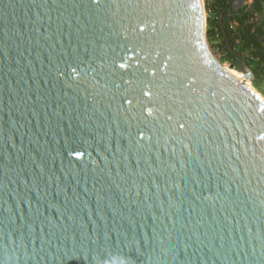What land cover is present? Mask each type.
I'll return each instance as SVG.
<instances>
[{"label": "water", "instance_id": "water-1", "mask_svg": "<svg viewBox=\"0 0 264 264\" xmlns=\"http://www.w3.org/2000/svg\"><path fill=\"white\" fill-rule=\"evenodd\" d=\"M0 264H264V101L204 0H0Z\"/></svg>", "mask_w": 264, "mask_h": 264}, {"label": "trees", "instance_id": "trees-1", "mask_svg": "<svg viewBox=\"0 0 264 264\" xmlns=\"http://www.w3.org/2000/svg\"><path fill=\"white\" fill-rule=\"evenodd\" d=\"M263 1L264 0H253L249 10L243 9L239 11L232 10L228 0H218L212 5H206L207 11L214 14L208 18L210 26L207 32L208 38H220V46L224 48L226 56L233 60L235 66L238 67L236 58L230 53L226 46L222 35L223 28L234 49L236 50V48L240 46L237 51L242 54L248 64L250 61L257 60V67L253 70L256 77H258L259 72H264V46L258 39L260 31L256 26L255 17V13L262 10ZM220 16H222L221 21ZM231 20H235L238 23L235 30L229 26V21ZM246 50L249 51V58L243 54Z\"/></svg>", "mask_w": 264, "mask_h": 264}, {"label": "rangeland", "instance_id": "rangeland-1", "mask_svg": "<svg viewBox=\"0 0 264 264\" xmlns=\"http://www.w3.org/2000/svg\"><path fill=\"white\" fill-rule=\"evenodd\" d=\"M204 3H205L206 31L208 32V30L210 29V26L208 23V18L210 17V13L207 11V8H206V0ZM207 39H208L211 50L213 51L215 56L223 63V65H225L227 68H229L231 70V72H233L235 74H239L240 75V81L239 82L242 85L247 83V86H248L247 89H249L250 91L255 93L258 97H260L264 101V72H259L258 77H256V74L254 73L255 79L254 80H248L237 69L238 67L235 66V63L233 62V60L229 59L225 53H223V52L220 53L217 51V47L220 45V42H221L220 38H218V37L208 38V35H207ZM239 48H240V46H238L236 48V50H239ZM243 54H244V56H246V54H247L246 51ZM246 57L249 58L250 56H246ZM249 65L253 70L257 67V64L254 61H250Z\"/></svg>", "mask_w": 264, "mask_h": 264}, {"label": "crops", "instance_id": "crops-1", "mask_svg": "<svg viewBox=\"0 0 264 264\" xmlns=\"http://www.w3.org/2000/svg\"><path fill=\"white\" fill-rule=\"evenodd\" d=\"M232 10H249L252 6L253 0H228ZM256 26L259 28L258 39L264 46V1L262 2V10L255 13ZM246 56H250L249 51L246 50ZM255 63L257 60H253ZM257 64V63H256Z\"/></svg>", "mask_w": 264, "mask_h": 264}, {"label": "built area", "instance_id": "built-area-1", "mask_svg": "<svg viewBox=\"0 0 264 264\" xmlns=\"http://www.w3.org/2000/svg\"><path fill=\"white\" fill-rule=\"evenodd\" d=\"M216 1H218V0H206V5H212ZM204 2H205V0H204ZM213 15L214 14L211 12L210 16H213ZM229 26H230V28L235 30L237 28V26H238V23L235 20H231V21H229ZM217 51L220 52V53L221 52L225 53L224 48L222 46H220V45L217 47Z\"/></svg>", "mask_w": 264, "mask_h": 264}, {"label": "bare ground", "instance_id": "bare-ground-1", "mask_svg": "<svg viewBox=\"0 0 264 264\" xmlns=\"http://www.w3.org/2000/svg\"><path fill=\"white\" fill-rule=\"evenodd\" d=\"M232 73H233V72H232ZM233 74H234L235 77L240 81V75H239V74H235V73H233ZM244 86H245L246 88H248L247 83H245Z\"/></svg>", "mask_w": 264, "mask_h": 264}]
</instances>
